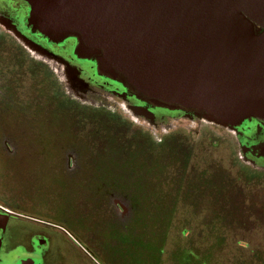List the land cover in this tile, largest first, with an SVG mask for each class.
<instances>
[{
  "label": "rangeland",
  "instance_id": "374dc122",
  "mask_svg": "<svg viewBox=\"0 0 264 264\" xmlns=\"http://www.w3.org/2000/svg\"><path fill=\"white\" fill-rule=\"evenodd\" d=\"M179 121L156 138L111 111L67 105L0 38V201L64 230L81 264H264V174L237 159L230 131ZM67 150L85 171L80 198L32 173L61 166Z\"/></svg>",
  "mask_w": 264,
  "mask_h": 264
},
{
  "label": "water",
  "instance_id": "95a60500",
  "mask_svg": "<svg viewBox=\"0 0 264 264\" xmlns=\"http://www.w3.org/2000/svg\"><path fill=\"white\" fill-rule=\"evenodd\" d=\"M49 37L159 105L230 132L264 120V0H25Z\"/></svg>",
  "mask_w": 264,
  "mask_h": 264
},
{
  "label": "flooded vegetation",
  "instance_id": "af4514ba",
  "mask_svg": "<svg viewBox=\"0 0 264 264\" xmlns=\"http://www.w3.org/2000/svg\"><path fill=\"white\" fill-rule=\"evenodd\" d=\"M29 10L25 0H0V38L6 40L34 71L51 78L67 105L78 102L86 107L111 111L148 130L156 138L183 125L179 121L182 117L197 120L190 111L159 105L138 95L121 80L101 73L95 59L76 54V37L62 39L45 35L30 22ZM232 130L237 159L264 174V120L252 119ZM35 153L25 150L19 157L37 158ZM59 156L54 157L58 159ZM40 157L53 158V155ZM75 157L74 151L67 150L60 156L61 166L33 169L32 173L39 179L57 182L59 187H53L54 191L64 184L68 198L76 195L80 198L86 194L82 183L85 171L74 164ZM115 205L123 215L127 214L126 206L117 199ZM66 238L64 230L57 226L28 217L0 201V264H81L78 260L81 247Z\"/></svg>",
  "mask_w": 264,
  "mask_h": 264
}]
</instances>
